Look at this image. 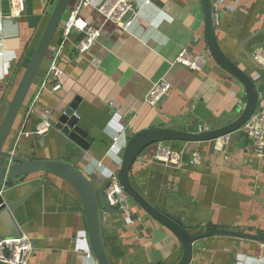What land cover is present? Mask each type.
<instances>
[{
    "label": "crops",
    "instance_id": "obj_1",
    "mask_svg": "<svg viewBox=\"0 0 264 264\" xmlns=\"http://www.w3.org/2000/svg\"><path fill=\"white\" fill-rule=\"evenodd\" d=\"M92 1L98 6L104 0ZM214 2L218 42L259 85L258 110H262L264 67L252 57L259 61L264 50V0ZM52 6L51 0H25L24 12L13 17L12 0H0L3 108L29 63ZM81 15L91 27H102L98 41L79 53L75 43L82 33L72 32L57 60L63 71L58 92L40 90L56 53L52 47L7 141L8 149L17 145L22 152L33 149L40 158L74 162L98 187H104L119 169L123 141L134 133L152 126L179 125L183 119L202 120L206 129H213L237 116L245 90L210 56L200 0H151L141 7L128 32L105 21L93 7L82 9ZM58 34L55 46L61 41ZM184 48L208 57L203 71L173 63ZM160 79L168 80L171 88L160 103L148 104V93ZM78 96L82 99L77 109L80 124L94 138L87 152L77 155L59 145L60 134L54 128L17 142L22 128L34 130L45 109H52L54 124L61 110ZM116 135H122L120 149L112 150ZM162 144L182 151L184 165L153 160L154 144L141 153L131 172L135 187L154 206L192 233L218 228L264 233V157H257L248 132L236 131L229 140L223 136ZM194 151L201 158L190 163ZM8 196L16 220L14 232L29 235L34 244L29 264H98L80 197L69 183L45 172L32 173ZM104 226L103 238L113 264H176L182 254L177 237L134 201L130 213H107ZM1 235L14 234L3 231ZM191 264H264V243L210 237L194 245Z\"/></svg>",
    "mask_w": 264,
    "mask_h": 264
},
{
    "label": "water",
    "instance_id": "obj_2",
    "mask_svg": "<svg viewBox=\"0 0 264 264\" xmlns=\"http://www.w3.org/2000/svg\"><path fill=\"white\" fill-rule=\"evenodd\" d=\"M72 2L73 0H55L34 52L6 108H3L0 100V238L4 237L1 235L3 231L13 233V236L21 235H16L12 227V223L16 225V220L12 213L13 203L8 196L10 192L20 186L32 173L45 172L66 181L76 190L84 211L93 255L98 264H113L103 238L105 215L107 213L122 215L123 211L113 207L105 194L104 190L109 181L104 187H98L74 162L40 158L31 148L26 152L16 149L14 153L7 148V141L43 62L55 46L54 41ZM200 2L204 12L209 54L222 69L236 78L244 87L245 95L242 98L244 109H238L234 119L213 129H206L205 122L202 120L187 122L185 119L181 120L179 125L152 126L142 129L128 137L118 169L120 183L130 198L177 237L182 254L176 264H191L194 245L210 237L228 236L264 243V233H249L244 230L218 228L192 233L184 225L154 206L131 180V172L136 160L148 147L168 141H208L232 134L241 130L258 110L259 85L223 51L218 42L216 35L218 15L214 0H200ZM131 14L129 13L127 17ZM252 60L258 66L264 67V64L257 59L252 57ZM163 98L164 96L157 103H160ZM81 101V97L78 96L62 109L52 127L60 134L57 143L63 145L65 149L74 151L77 155L87 152L94 142V138L80 124V118L74 114ZM160 163L164 164L162 161Z\"/></svg>",
    "mask_w": 264,
    "mask_h": 264
},
{
    "label": "built area",
    "instance_id": "obj_3",
    "mask_svg": "<svg viewBox=\"0 0 264 264\" xmlns=\"http://www.w3.org/2000/svg\"><path fill=\"white\" fill-rule=\"evenodd\" d=\"M151 0H104L102 4L96 6L92 0H78L77 3L71 6L67 12L64 21L60 27L61 41L53 47L56 53L51 61L50 67L45 74V79L41 89H47L51 92H58L62 88L63 71L57 65V60L62 52L65 43L70 39L73 31L83 34V37L75 43L76 50L79 53L89 51L98 41L101 35L100 27H91L89 21L82 15V9L93 7L97 12L104 16L105 21H111L124 31H129L133 22L137 19L141 7ZM25 9V0H12V16H20ZM129 13L131 16L127 17ZM2 25L0 23V31ZM258 59L264 64V50L258 55ZM174 64H179L191 71L201 72L208 64V57L204 54H196L184 48L179 51L177 57L173 61ZM53 80V84L49 83ZM171 88V83L166 79H160L153 83L146 102L151 105H156L158 100L165 96ZM240 110L244 109L242 101L239 103ZM33 111V106L31 107ZM52 109H45L41 115L40 122L34 130L25 131L22 128L18 135L17 142L21 137H31L32 135L43 136L50 132L53 123L50 120ZM80 118L77 112L74 113ZM250 134L252 147L258 158L264 157V109L258 110L250 120L242 128ZM122 135L113 137L111 145L112 150L120 149V141ZM229 140L230 134L224 136ZM127 140L123 141L122 147L125 148ZM16 146L11 149V152L16 151ZM201 158L198 151L192 153L190 163H195ZM153 160L162 161L167 165L182 166L185 163V156L182 151H174L171 146L159 143L156 145ZM109 184L105 187V194L110 204L121 209L123 212L130 213L132 209V199L125 192L120 183L118 170L111 173ZM34 252V244L32 239L27 234L17 236H9L0 238V264H29V259Z\"/></svg>",
    "mask_w": 264,
    "mask_h": 264
},
{
    "label": "trees",
    "instance_id": "obj_4",
    "mask_svg": "<svg viewBox=\"0 0 264 264\" xmlns=\"http://www.w3.org/2000/svg\"><path fill=\"white\" fill-rule=\"evenodd\" d=\"M54 2H55V0H51V4H52V5L54 4ZM60 30H61V29H60ZM60 30H59V32H61ZM58 37H60L59 34H58ZM82 37H83V35L81 34L80 37L78 38V40L81 39ZM58 40L60 41V39H58ZM78 40H77V41H78ZM59 41H57V42H59ZM54 43H55V41H54Z\"/></svg>",
    "mask_w": 264,
    "mask_h": 264
}]
</instances>
